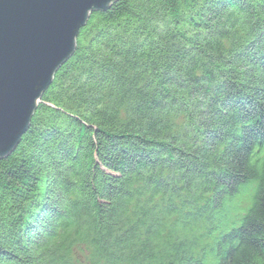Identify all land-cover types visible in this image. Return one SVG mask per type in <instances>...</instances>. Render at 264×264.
<instances>
[{
  "label": "trees",
  "instance_id": "trees-1",
  "mask_svg": "<svg viewBox=\"0 0 264 264\" xmlns=\"http://www.w3.org/2000/svg\"><path fill=\"white\" fill-rule=\"evenodd\" d=\"M0 264H264V0L91 13L0 160Z\"/></svg>",
  "mask_w": 264,
  "mask_h": 264
},
{
  "label": "water",
  "instance_id": "water-1",
  "mask_svg": "<svg viewBox=\"0 0 264 264\" xmlns=\"http://www.w3.org/2000/svg\"><path fill=\"white\" fill-rule=\"evenodd\" d=\"M117 0H0V160L29 129L90 14Z\"/></svg>",
  "mask_w": 264,
  "mask_h": 264
},
{
  "label": "rangeland",
  "instance_id": "rangeland-1",
  "mask_svg": "<svg viewBox=\"0 0 264 264\" xmlns=\"http://www.w3.org/2000/svg\"><path fill=\"white\" fill-rule=\"evenodd\" d=\"M245 195H241L240 197H238L236 200H235V204L238 206L239 209H245L246 207L249 206L250 204V201L249 199L247 198V194L244 193ZM233 208H237V207H233ZM232 212V210H231ZM239 214L238 212L235 211V213H232L231 216H234V215H237ZM76 253V250L74 251Z\"/></svg>",
  "mask_w": 264,
  "mask_h": 264
}]
</instances>
